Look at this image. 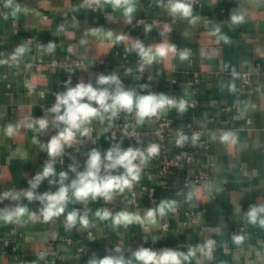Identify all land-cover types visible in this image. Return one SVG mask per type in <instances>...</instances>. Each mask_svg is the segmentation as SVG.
<instances>
[{
  "label": "crops",
  "instance_id": "crops-1",
  "mask_svg": "<svg viewBox=\"0 0 264 264\" xmlns=\"http://www.w3.org/2000/svg\"><path fill=\"white\" fill-rule=\"evenodd\" d=\"M191 1L197 4L184 18L169 13L168 0H129L120 7L114 0H0V195L9 190L19 194V199H3L0 209L22 205L28 210L18 223L0 221V264H88L106 255L129 258L139 247L185 253L197 249L185 264H264V226L248 217L252 206H264V0H186ZM129 6L133 11L126 15ZM233 16L243 19L234 23ZM121 34L129 39L112 43ZM137 40L145 47L167 42L176 46V53L156 57L139 77L142 63L136 64L140 57L132 50ZM20 47L24 52L13 60ZM115 50L125 53L129 62ZM181 52H187L186 59L180 58ZM65 57L83 61L67 87L96 83L99 75L116 69L126 90L147 95L152 87L153 94L185 103L183 111L168 107L159 116L199 128L209 119V152L196 168L207 178L187 192L186 201L159 189L162 180L150 176V170L140 173V184L155 188L158 205L165 200L176 205V211H166L163 219L156 216L153 223L145 217L151 208L147 195L138 197L135 205L125 188L113 192L110 210L103 198L69 203L66 212L77 209L89 218L88 228L77 224L69 229L66 213L46 222L40 202L24 198L51 159L42 145L62 127L50 123L42 132L38 119L52 121L54 93L67 90L68 69L60 63ZM239 73H248L249 84L238 86ZM190 101H195L194 107ZM152 122L150 118L137 124L149 131ZM112 123L107 117L94 119L87 135L78 133L71 149L55 158L57 176L43 180L36 194L55 192L59 184L48 181H58L61 171L68 172L66 183L74 179L69 165L83 171L93 148L103 155L112 146ZM9 124L15 128L12 136L6 133ZM225 134L227 141L222 140ZM118 143L127 149V136L121 135ZM103 209L113 215L137 213L143 222L117 225L112 217L96 215ZM237 236L243 239L237 242ZM208 241L212 248L199 251Z\"/></svg>",
  "mask_w": 264,
  "mask_h": 264
},
{
  "label": "clouds",
  "instance_id": "clouds-1",
  "mask_svg": "<svg viewBox=\"0 0 264 264\" xmlns=\"http://www.w3.org/2000/svg\"><path fill=\"white\" fill-rule=\"evenodd\" d=\"M129 0H114L117 7L128 5ZM167 9L170 14L187 18L191 16V5L186 0H168ZM133 11L131 6L126 7L125 14L128 15ZM232 21L238 23L242 21L241 16H233ZM194 22V21H193ZM150 30V27L147 29ZM166 30L170 31V28ZM92 34H97L98 30H91ZM218 31V29H217ZM108 38H113L111 31L106 33ZM129 39L125 35H115L112 43H119ZM84 43V41H82ZM49 51L53 50V45L49 44ZM134 50L140 57L142 64L140 70L143 71L145 65H151L156 57L163 58L168 53H176V46L167 42L145 47L140 41H135L132 45ZM24 52V48L17 49L13 56L15 60ZM187 52H181L180 58L186 59ZM3 61H0L2 63ZM71 81L66 82V87ZM115 86V87H113ZM168 107H176L180 111L185 109V103L170 99L164 94H147L138 95L135 89L126 90L117 74L98 76L96 86L83 81L77 83L74 87H67L66 91L57 93L55 103L51 106L52 121L47 118L38 119V127L43 132L52 123L55 127L57 124L62 125L57 134L52 136L50 140L42 145V149L48 153V161L43 166V171L38 172L31 182V189L23 193L24 198L29 201H39L42 205L40 213L44 221L52 220L54 217L65 215V227L74 228L79 224L83 228L89 227V218L87 213L81 214L77 209L67 211L69 203H82L89 198L97 200L103 198L105 201L113 199V192L119 190L123 192L125 188L131 189L134 182L140 178L142 171L141 165H146L148 157H154L158 154L159 148L156 144H149L145 150L139 147H128L123 149L120 143L109 147L104 151L103 155L100 150L93 148L88 153L85 168L83 171H76L75 178L68 181V172L61 171L58 174V181L49 180V184H59L55 192L46 191L37 195L34 191L40 183L49 177L57 176L54 168L55 158L61 156L64 152L65 145L71 146L77 133L87 135L90 128L87 126L94 119L103 120L107 117L109 120L116 118L119 113H134L137 122L142 123L145 119L157 116L162 110ZM31 127V125H29ZM15 132L13 125L9 124L6 133L12 136ZM186 139L180 136L177 144H181ZM229 135L225 134L222 140L227 141ZM139 161V163H137ZM123 169L119 175L113 174L116 170ZM11 198L19 199V194L9 190L0 195V202L3 199ZM172 210V204L168 201H161L157 208H149L145 212V217L151 222H155L157 214L165 215L166 211ZM28 213L26 207L17 205L15 208L0 209V221L4 223H18L20 219ZM264 206H252L248 212L249 219L255 223L259 219L261 226H264ZM96 215L101 218L112 217L113 222L119 224H131L133 222H143L137 213L121 211L113 215L109 210H97ZM241 236L236 237V241L240 242ZM213 242L208 243L198 249L201 252L211 249ZM115 252L121 253V248L116 247ZM197 249L190 248L187 253L164 248L156 251L148 247H139L133 251L131 257L125 258L123 254L118 256L106 255L102 259L92 258L88 264H133L138 261L139 264H185L195 257Z\"/></svg>",
  "mask_w": 264,
  "mask_h": 264
},
{
  "label": "built area",
  "instance_id": "built-area-1",
  "mask_svg": "<svg viewBox=\"0 0 264 264\" xmlns=\"http://www.w3.org/2000/svg\"><path fill=\"white\" fill-rule=\"evenodd\" d=\"M196 4V1L190 2L191 7ZM142 21H144V18L140 19L138 22ZM154 24L158 25L159 23L155 22ZM161 34H165L164 30H161ZM114 54H120L125 63L129 62L125 53H119L115 50ZM60 63L68 69L67 81H71V76L75 71V67L83 65L82 59H70L69 57H65ZM96 63L101 64V61H97ZM141 63V59L136 60V64L140 65ZM111 74H117L120 79L119 72L116 69L104 75ZM236 75L239 77V87H244L249 84L248 73H239ZM138 76H142L141 70L138 72ZM91 84L96 86V83ZM27 88L29 91L33 90L30 85H28ZM153 93L152 87L147 89V94ZM56 94L55 92L54 97ZM189 106L194 107L195 101H190ZM152 121L153 128L148 131L138 127L137 118L134 113H119V115L113 119L112 125L108 128L109 143L115 146L118 143L119 137L121 135H126L128 147H139L143 151L149 144L158 145V154L154 157H148L147 164L141 165L142 171L150 170V176L162 180L159 189L167 194L176 195L178 200L186 201L188 197L187 192L207 178V174H205V172H198V169L201 165L200 159L208 154L210 148V134L212 128L211 125H209V119H207V123L200 128L195 127L191 122H184L177 125L171 119L159 115L152 117ZM181 135L186 137V139L178 145L177 140ZM77 137L78 133L73 141H75ZM73 141L71 146L65 145L64 152L61 156H58L59 158L63 157L67 150L71 149ZM137 163H139V161H137ZM73 168L77 171L76 164L69 165V170ZM129 191L131 201L134 202L135 205L138 197L144 194L147 195L151 208H157L158 197L154 187L142 185L138 180L133 183ZM110 201H105L103 199L104 204L109 210L114 208V206L110 205ZM176 210L177 206L173 205L171 211L174 212ZM157 216L159 219H163V216L159 214H157ZM166 226V223L163 222L162 227L164 228ZM65 240L66 242H70L69 238ZM79 249L81 250L82 248Z\"/></svg>",
  "mask_w": 264,
  "mask_h": 264
}]
</instances>
